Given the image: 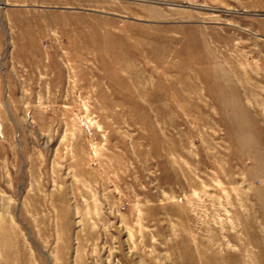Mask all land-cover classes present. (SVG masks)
I'll return each mask as SVG.
<instances>
[{"label": "rangeland", "instance_id": "rangeland-1", "mask_svg": "<svg viewBox=\"0 0 264 264\" xmlns=\"http://www.w3.org/2000/svg\"><path fill=\"white\" fill-rule=\"evenodd\" d=\"M0 264H264V0H0Z\"/></svg>", "mask_w": 264, "mask_h": 264}]
</instances>
